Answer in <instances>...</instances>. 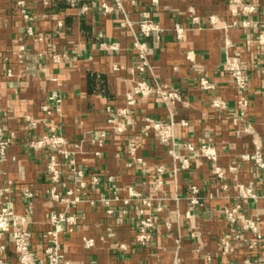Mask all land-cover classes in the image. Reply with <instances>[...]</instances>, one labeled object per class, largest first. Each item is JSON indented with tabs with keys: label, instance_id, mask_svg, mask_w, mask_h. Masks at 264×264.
I'll list each match as a JSON object with an SVG mask.
<instances>
[{
	"label": "crops",
	"instance_id": "1",
	"mask_svg": "<svg viewBox=\"0 0 264 264\" xmlns=\"http://www.w3.org/2000/svg\"><path fill=\"white\" fill-rule=\"evenodd\" d=\"M144 15L159 33L142 35ZM177 26L184 29L182 39ZM262 35L264 0H241L239 6L230 0H0V186L11 189L15 213L29 217L33 251L43 253L50 216L66 212L78 221L73 233L60 238L72 264H264V169L245 159L258 149L264 158ZM137 45L146 49L144 72L138 70ZM55 54L67 59L55 63ZM229 57H238L249 77L245 114L226 72ZM202 78L213 89H202ZM138 81L175 90L182 101L166 105L153 95L129 105ZM107 108L127 112L112 124ZM145 118L174 123L173 142L162 145L154 131L143 132ZM51 131L65 139L70 159L84 172L87 188L76 206L48 197L52 151L31 143ZM186 144L214 147L223 179L211 164L192 157ZM132 145L143 163L132 159ZM183 159L190 169H182ZM58 160L59 191L65 193L77 183L70 161ZM193 186L199 190L196 205L190 203ZM248 188L254 196L241 198ZM130 189L140 198L126 204ZM237 204L240 219L254 221L260 239L243 222L226 220L225 210ZM144 219L153 228L143 246L137 236ZM223 240L231 253L223 252ZM4 242L7 264H17L10 238Z\"/></svg>",
	"mask_w": 264,
	"mask_h": 264
},
{
	"label": "built area",
	"instance_id": "2",
	"mask_svg": "<svg viewBox=\"0 0 264 264\" xmlns=\"http://www.w3.org/2000/svg\"><path fill=\"white\" fill-rule=\"evenodd\" d=\"M232 5L239 6L241 5V0H230ZM20 8L22 9V13L26 15L25 4L24 2L19 3ZM105 12H108L110 9L104 6ZM243 12L247 11L246 7L242 8ZM61 25V24H60ZM140 30L142 35L145 37H151L160 32L158 27L152 23V21L148 18L147 15H144V19L140 22ZM177 38L182 39L184 36V29L177 26L176 27ZM260 45L264 46V35L259 38ZM139 47V57L142 62V65L139 66L140 72H144L148 66V58L146 55V49L144 45H137ZM111 49L114 50L115 47L111 46ZM63 59H67V56L61 54L53 55V61L55 63H61ZM187 59L193 61V57L191 55H187ZM226 72L234 83L236 90L238 91V99L237 105L241 112V114H245L248 110L249 101L246 96L248 87H249V77L246 74V71L243 69L242 65L239 62L238 57H229L226 63ZM264 76V68L261 70ZM200 85L202 89L210 90L213 89L208 81L204 78L200 79ZM159 97L166 105H171L173 102H181V95L175 90H167L161 87H154L147 83L146 81H138L134 87V91L132 95L128 96V104H135V97L147 98L150 96ZM52 100H56L55 97ZM213 106L215 108L222 109L224 108V104L221 102H214ZM44 111L49 113V107L45 106ZM127 111H117L115 112L111 108H107V114L109 115V123L115 124L116 118L119 116H124ZM29 126L34 127V123L28 118ZM186 125V123H183ZM120 132V129H117ZM142 131H154L158 141L162 145H170L175 138V124L174 123H162L157 122L150 118H145L142 123ZM105 136H102V139L97 141L98 146L103 145V139ZM6 144H2V149ZM31 146L35 149H48L52 151V155L50 157L48 163V173L50 178V187L48 190V197L51 201L64 204L67 206H76L81 202L80 195L87 188V182L85 180L84 172L77 168L76 162L74 159H70V152L66 149V141L63 137L53 133H49L48 135L43 136L42 138L33 141ZM185 149L190 153V155L198 160L206 161L213 166L214 174L218 179H223L224 173L221 167L219 166V155L217 150L209 145H204L201 148L197 149L191 144H186ZM130 153L132 155V159L143 163L142 159L136 157V147L134 145L130 148ZM61 155L64 159L70 161V166L73 172L74 179L77 183V187L75 189H70L65 193H61L59 191V187L62 184V170L61 163L58 160V156ZM246 160L253 161L254 164L260 168L264 169V158L261 151L258 149L254 155L246 156ZM191 165L188 159L182 160V169H190ZM159 173L163 172L162 168L158 169ZM98 178L94 177L92 179V184L98 183ZM109 181L113 182V178L110 177ZM199 192L197 187H191L190 193L191 197V205L198 204V199L196 198L197 193ZM11 193L10 188H3L0 186V264H7L6 255L8 252V243H5L4 240L6 237L10 238L9 244L12 245L14 249V253L16 256L17 264H72L69 260L65 258L62 252V244L60 238L65 233H73L78 221L75 214L70 213H54L50 216L49 226L50 229L43 234L42 239L45 242V248L43 250L42 255H37L32 249V234L30 231L26 229V225L28 224V216L27 215H17L11 206L8 203L9 196ZM23 195L27 199H31L33 194L28 190H23ZM252 189L248 188L242 190L240 197L241 198H249L253 197ZM139 199L140 195L136 193L133 189L129 190V199L125 201L126 204H129L132 199ZM118 198L116 197V200ZM144 205H150L148 200H142ZM240 205H235L233 208H227L225 210V218L226 220L233 226L240 225L241 222L242 228L245 231H251L255 233L258 239L261 236L258 233L257 225L252 220H244L240 219ZM152 228L153 223L150 219L142 220L140 224L139 233L137 236V241L141 245H148L152 240ZM240 236L237 235V238ZM90 245V244H88ZM257 243H253L250 245V249H254ZM221 247L224 253H231L233 251V247L231 243L226 240L221 242Z\"/></svg>",
	"mask_w": 264,
	"mask_h": 264
}]
</instances>
